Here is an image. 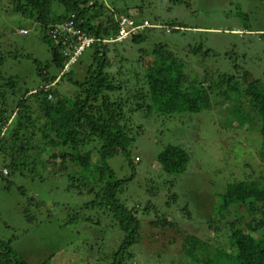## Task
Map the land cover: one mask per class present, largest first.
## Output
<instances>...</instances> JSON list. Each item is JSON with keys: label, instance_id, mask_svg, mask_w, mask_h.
I'll use <instances>...</instances> for the list:
<instances>
[{"label": "trees", "instance_id": "16d2710c", "mask_svg": "<svg viewBox=\"0 0 264 264\" xmlns=\"http://www.w3.org/2000/svg\"><path fill=\"white\" fill-rule=\"evenodd\" d=\"M182 1L168 0L170 4ZM7 9L36 25L41 41L48 45L50 59L43 62L31 54L0 46V68L7 59L30 60L38 83L28 87L18 76H7L0 70V165L5 167L0 177L34 169L40 164L43 170L50 168L64 176L68 190L88 195V201L68 211L63 224L94 223L95 216L85 213L97 211L101 216L98 224L102 218L116 227L122 240L110 256L102 257L108 264H135L137 253L133 248L139 243L141 233L137 214L154 208L151 202L131 207L121 202L119 194L132 177L118 178L108 164L109 160L122 156L135 174L132 148L143 134V128L132 126L129 114L143 111L147 115L170 118L185 109L184 113L188 110L198 113L210 108L209 98L213 105L232 104L225 116L230 122L228 128L232 129L229 131L245 129L258 134L257 153L264 165V79L253 78L248 71L238 68H235L236 74L203 71L199 82L188 81L185 74L177 78L175 63L181 62L162 43L148 52L139 50L143 55L155 57L145 72L122 71L130 59L141 69L143 64L140 55L138 58L122 56L118 49L122 46L120 43H113L110 49L116 53L114 58H118L120 64V70L113 72L116 64H112L106 45L95 44L88 66L75 75L72 67L80 57L65 68L69 56L64 54L72 53L74 41L68 38L64 42L62 38L55 43L48 34L49 29L71 20L87 36L108 39L116 36L117 19L123 10L109 7L103 0H8ZM141 10L142 7L136 6L134 11ZM237 15L244 20L249 17L239 8ZM156 29L167 32L169 28L163 24ZM260 36L264 41V33ZM147 38L146 30L128 41L138 45ZM192 49L188 52L194 55L201 50L200 47ZM205 54L210 55L209 51ZM246 104L248 109L243 108ZM45 153L48 154L46 160L37 157ZM156 161L166 175H186L190 156L183 146L167 145L158 153ZM73 169L79 172L75 174ZM149 191L153 194L155 188ZM173 199L175 201V195ZM235 206L243 208L242 212H233ZM225 212L231 220L223 217ZM179 213L186 218L190 216L187 207ZM167 215L154 221L153 226L174 227L176 223L167 221ZM219 216L218 221L206 223L207 229L225 236L230 248L224 250L186 234L181 249L191 260L187 264H264V180L246 177L229 183L222 196ZM197 252L204 258L201 255L203 259H198ZM0 264L28 263L17 259L8 240L0 241Z\"/></svg>", "mask_w": 264, "mask_h": 264}, {"label": "rangeland", "instance_id": "374dc122", "mask_svg": "<svg viewBox=\"0 0 264 264\" xmlns=\"http://www.w3.org/2000/svg\"><path fill=\"white\" fill-rule=\"evenodd\" d=\"M103 1L109 7L123 10L122 15L141 17L153 25L165 24L169 28L168 32L156 28L147 30L148 38L138 45L128 40L120 43L122 46L118 49L122 56L138 58L140 55L143 64L141 69L130 59L124 64L123 72L130 69L145 72L155 57L143 55L139 50L148 52L162 43L181 62L175 63L177 78L185 74L188 81L199 82L203 71L236 74L235 68H238L248 71L253 78L264 79V41L260 36L264 33V0H183L178 4H170L168 0ZM7 5L8 0H1L0 46L31 54L43 62L49 60L48 45L41 41L36 25L13 14L11 9L6 10ZM136 6L142 7L141 12L134 11ZM238 8L249 16L248 20L237 15ZM171 23H175V30ZM20 29L28 33L19 34ZM113 46V43L106 44V49L112 64H116L112 71L117 72L120 64L114 58L116 53L110 50ZM197 47L201 50L196 55L188 52ZM93 51L92 47L83 52L72 67L75 75L86 69ZM1 69L7 76H18L28 87L38 84L30 60L7 59ZM208 101L210 108L198 113L189 110L184 113L185 109L170 118L147 115L143 111L129 114L132 126L143 128V134L132 148L135 174L122 156L109 160L108 164L118 178L132 177L119 194L121 202L129 207L144 206L148 202L154 206L137 214L141 233L139 243L133 248L137 253L135 264L190 263L181 249L186 234L229 249L225 236L208 231L206 223L218 221L222 196L229 183L246 177L264 180V165L257 153L259 135L245 129L229 131L232 129L228 128L230 122L225 116L233 105L221 107L219 102L213 105L210 98ZM243 108L248 109L249 105ZM167 145L183 146L189 153L186 175H166L161 171L156 157ZM37 157L44 161L48 154ZM3 168L0 165V172ZM4 177H0V241L11 240L18 260L28 264H108L102 257L110 256L122 240L116 227L102 218L98 224L101 216L97 211L85 213L95 216L94 223L63 224L68 211L88 201V195L68 190L64 176L50 168L43 170L40 164ZM151 187L155 188L153 194L149 191ZM184 207L190 212L187 218L179 213ZM240 209L243 208L235 206L232 211L239 214ZM164 214H168L167 221L176 223L174 227L153 226ZM223 217L231 220L227 212ZM201 255L197 252L198 259L204 258Z\"/></svg>", "mask_w": 264, "mask_h": 264}, {"label": "built area", "instance_id": "2783aa9c", "mask_svg": "<svg viewBox=\"0 0 264 264\" xmlns=\"http://www.w3.org/2000/svg\"><path fill=\"white\" fill-rule=\"evenodd\" d=\"M117 24L116 36L103 40L87 36L74 26V23L71 20L68 23L57 25L54 28L49 29L48 34L55 43H58V39L61 40L62 38H64V42H66L68 38L74 41L75 45L73 46L72 53L68 54L64 52L66 56H69L68 64L65 66V68H67L70 64L75 63L77 58L80 57L86 49L91 48L95 44L106 45L110 43H122L132 37L142 34L148 29L160 27V25L151 24L146 19L137 21L133 17L125 15L118 17ZM19 33L25 35L27 34V31L22 29ZM3 173L6 174V170H3Z\"/></svg>", "mask_w": 264, "mask_h": 264}]
</instances>
